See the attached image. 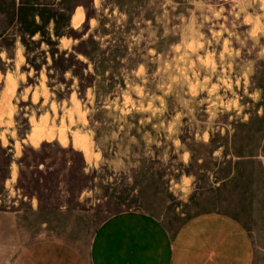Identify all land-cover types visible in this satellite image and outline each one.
Instances as JSON below:
<instances>
[{"label": "rangeland", "instance_id": "374dc122", "mask_svg": "<svg viewBox=\"0 0 264 264\" xmlns=\"http://www.w3.org/2000/svg\"><path fill=\"white\" fill-rule=\"evenodd\" d=\"M133 211L264 264V0H0V264Z\"/></svg>", "mask_w": 264, "mask_h": 264}, {"label": "crops", "instance_id": "0c3cea01", "mask_svg": "<svg viewBox=\"0 0 264 264\" xmlns=\"http://www.w3.org/2000/svg\"><path fill=\"white\" fill-rule=\"evenodd\" d=\"M248 237L219 214L196 217L175 234L141 212H125L103 222L87 255L56 240L36 242L11 264H252Z\"/></svg>", "mask_w": 264, "mask_h": 264}, {"label": "trees", "instance_id": "16d2710c", "mask_svg": "<svg viewBox=\"0 0 264 264\" xmlns=\"http://www.w3.org/2000/svg\"><path fill=\"white\" fill-rule=\"evenodd\" d=\"M85 55H86V54H85ZM1 149L4 150V149L2 148V146H1Z\"/></svg>", "mask_w": 264, "mask_h": 264}]
</instances>
